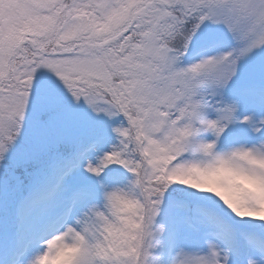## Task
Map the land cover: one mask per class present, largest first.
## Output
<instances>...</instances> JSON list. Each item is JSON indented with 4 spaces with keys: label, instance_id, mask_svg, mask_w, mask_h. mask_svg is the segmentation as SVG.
<instances>
[{
    "label": "snow or ice",
    "instance_id": "1",
    "mask_svg": "<svg viewBox=\"0 0 264 264\" xmlns=\"http://www.w3.org/2000/svg\"><path fill=\"white\" fill-rule=\"evenodd\" d=\"M0 264H264V0H0Z\"/></svg>",
    "mask_w": 264,
    "mask_h": 264
}]
</instances>
